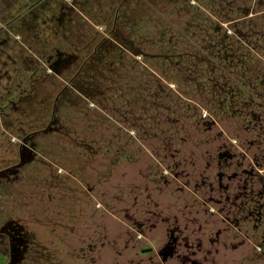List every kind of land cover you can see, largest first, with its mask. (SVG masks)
Masks as SVG:
<instances>
[{
    "label": "rangeland",
    "instance_id": "1",
    "mask_svg": "<svg viewBox=\"0 0 264 264\" xmlns=\"http://www.w3.org/2000/svg\"><path fill=\"white\" fill-rule=\"evenodd\" d=\"M0 264H264V0H0Z\"/></svg>",
    "mask_w": 264,
    "mask_h": 264
}]
</instances>
